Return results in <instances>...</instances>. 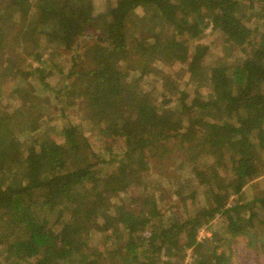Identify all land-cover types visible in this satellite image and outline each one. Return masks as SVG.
I'll list each match as a JSON object with an SVG mask.
<instances>
[{
	"label": "trees",
	"instance_id": "trees-1",
	"mask_svg": "<svg viewBox=\"0 0 264 264\" xmlns=\"http://www.w3.org/2000/svg\"><path fill=\"white\" fill-rule=\"evenodd\" d=\"M105 2L101 11L97 0H0V264H188L192 248L191 264H232L217 251L222 238L198 242L197 235L221 216L230 243L242 237L256 245L264 236V190L243 201L248 183L264 176V0ZM140 7L150 17H140ZM142 23L150 29L139 39L131 27ZM210 26L241 61L204 74L209 48L197 46L192 56L190 46ZM92 38L103 45H88ZM50 61L67 75L58 89L49 82ZM158 62L187 64L212 99L188 105L182 93L183 106L160 109L139 85ZM131 73L139 76L130 80ZM52 97L62 118L77 110L84 130L41 119ZM208 112L227 118L213 122L203 118ZM84 131L102 138L99 152ZM157 162L176 171L158 166L152 178ZM209 190L200 215H182L173 199ZM209 242L216 245L208 249Z\"/></svg>",
	"mask_w": 264,
	"mask_h": 264
},
{
	"label": "rangeland",
	"instance_id": "rangeland-1",
	"mask_svg": "<svg viewBox=\"0 0 264 264\" xmlns=\"http://www.w3.org/2000/svg\"><path fill=\"white\" fill-rule=\"evenodd\" d=\"M98 8L102 11L105 8L106 2L105 0H97ZM137 14L140 17H150L151 12H146L145 8H138ZM255 20H259L258 17H256L254 20H251L250 26H254L253 23ZM149 24V23H148ZM152 24V23H151ZM150 25V24H149ZM150 27H145V25L139 24L136 27H131V29L134 31L135 34L140 38H143L144 35H148ZM169 28V27H168ZM170 34H172L171 28H169ZM96 38H92L91 41L88 40L86 43L88 45L90 44H97V45H103L102 42H98V40H95ZM84 43V42H83ZM82 43V45H83ZM227 44V39L224 35H222L221 32L219 34H214V31L212 29V26H210L208 29L205 30V34L203 37H200L197 42L193 41L191 43L190 49L192 56L194 55L195 48L197 46H208L209 50L204 57L202 61V67L200 69L205 72H209L210 69L215 67L218 63L226 64L228 66H232L237 64L241 61V57L237 56L238 54V48L234 47V50H229L228 47L225 45ZM77 49V46L69 47L67 51H65V57L63 59V63L65 65L70 66L71 65V54L75 52ZM201 50V49H199ZM62 50H58V52H61ZM45 52H48V48L45 49ZM232 52L231 57L226 58V54ZM57 55V54H56ZM248 55V53H247ZM192 56L190 58H192ZM242 56L245 57L244 53H242ZM56 58H60V55H57ZM201 64V62H199ZM35 67L40 66L37 62L34 63ZM42 66V65H41ZM157 71L152 72L150 76L139 82V85L141 86V90L146 91L151 94L153 99L156 101V103L159 105L160 109H175L180 108L183 106V103L181 102L182 93H188L189 98L186 100V103L188 105H192L194 103H200L202 101H207L208 99H212V91L210 87H204L194 82V80L191 77V74L187 72L188 65L187 64H162L161 62H158L155 64ZM50 72L49 76V82L52 86L56 87L57 89L62 86V84L66 81L65 74L57 72V68L52 66L51 61L47 64V67ZM201 71V73H202ZM48 72V71H47ZM139 76L138 74L131 73L130 80L134 81V78H137ZM231 83L233 80H230ZM20 83L15 81L11 84V87H15L19 85ZM10 85H7L4 89H9ZM201 94V96H198ZM37 101L39 103H43L45 101V96L43 94V91L40 89L37 92ZM51 102V107L47 111V113L42 112L41 113V119H43L45 116H51L55 119L57 123H66L67 121L72 122L74 125L80 124L82 129L84 130V127L81 122L80 115H78L77 110H72L67 115V118H62L60 109L61 104H58V101L55 98H50L48 100V103ZM17 103L15 101H12L8 106L11 109L15 107ZM14 109V108H13ZM11 111V110H10ZM15 112H18V110H14ZM84 116V115H83ZM203 118H206L207 120H211L213 122H221L223 119H226L227 116L224 113H216V112H208L206 115H203ZM86 136L89 138L90 144L92 145L93 149L97 152L100 151V140L102 138H98L93 133H90L89 131L85 132ZM23 142H26V139L24 136H22ZM174 150H177V147H172ZM117 150V148L115 149ZM177 155V154H176ZM175 155V156H176ZM108 157V153L105 155ZM189 157V152L187 155L185 154L184 157ZM183 158V157H182ZM186 160V159H185ZM174 161V160H172ZM202 167V170L206 167L207 163H199ZM158 166L161 168H165L164 170H169V172L172 174L171 169L175 170L174 164L170 166L168 162L163 163L161 165L160 162H157V166L154 167V171L151 173L152 178L156 175V170L158 169ZM183 174V177L187 178L190 175V169L184 168L180 171ZM179 172V176L182 175ZM171 182L170 180L168 183ZM261 182L258 186H254V184ZM167 183V181H166ZM167 183V185H168ZM174 188H172V191H176L180 189L179 185L176 184V181H174ZM191 187V186H190ZM186 188H189L186 187ZM259 190H264V176L260 177L257 181H251L248 183V185L244 188V202H250L254 199L255 194ZM172 194V193H171ZM211 190L207 192V194H204L202 192L198 193V195L194 196L192 199L190 197L188 198L187 195H178V198L176 196L173 197L174 200L177 202H180L183 207V214L193 215L195 216L197 213L203 214V212L207 209V202L206 197L211 196ZM231 200H233V197L230 198V200L227 201V203H231ZM170 200L166 199L163 201V205L160 202V209H162V212L164 213V217L169 215L171 212L168 209L170 205ZM191 204V205H190ZM199 211V212H198ZM39 215L41 217H48L46 211H40ZM56 216L55 214H52L51 219L55 220ZM223 217L217 216L215 219H212L211 222L207 225H203L197 235V241L203 242L205 239L212 238L214 234H217L219 238L223 239V242L221 245L217 248V251L219 254L224 252L225 258L227 261H230L232 264H264V236H261L258 238L260 240L256 245H251L249 243V240L247 238H237L235 241L231 242L226 239V231H225V225L226 221L222 220ZM145 235H149L148 233ZM112 244V241H110L109 246ZM98 246H101L100 243L97 244ZM216 245L215 242L207 244V248L211 249ZM118 247H113L110 250L112 251V254H114V251L117 250ZM121 251V249H119ZM192 249H187L185 252V263L191 264L194 262V252ZM164 260H167V258ZM107 264V263H104ZM111 264V263H109Z\"/></svg>",
	"mask_w": 264,
	"mask_h": 264
}]
</instances>
